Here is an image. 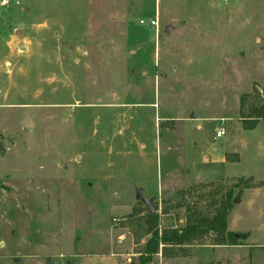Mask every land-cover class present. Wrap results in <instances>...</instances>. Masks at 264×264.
I'll return each instance as SVG.
<instances>
[{"label": "rangeland", "instance_id": "rangeland-1", "mask_svg": "<svg viewBox=\"0 0 264 264\" xmlns=\"http://www.w3.org/2000/svg\"><path fill=\"white\" fill-rule=\"evenodd\" d=\"M262 95L264 0L0 6V264H138V194L160 234L228 192L240 244L160 243L150 264H264Z\"/></svg>", "mask_w": 264, "mask_h": 264}, {"label": "trees", "instance_id": "trees-1", "mask_svg": "<svg viewBox=\"0 0 264 264\" xmlns=\"http://www.w3.org/2000/svg\"><path fill=\"white\" fill-rule=\"evenodd\" d=\"M261 103V102H260ZM250 127H254L260 118L264 117V105H252L250 107ZM213 208L212 214H203L201 210H187V218L181 228L164 230L159 234L157 229L158 216L154 211L147 212L149 226L147 234L150 237L146 241L143 250L139 253L138 264H150L153 255L158 250L160 243L180 245L182 243H189L191 240L202 237L206 234H213L214 244H228L236 245L239 238H244L248 234H238L230 231L227 228L228 216L232 206L231 195L228 192L220 198L219 201H214L210 204Z\"/></svg>", "mask_w": 264, "mask_h": 264}, {"label": "built area", "instance_id": "built-area-1", "mask_svg": "<svg viewBox=\"0 0 264 264\" xmlns=\"http://www.w3.org/2000/svg\"><path fill=\"white\" fill-rule=\"evenodd\" d=\"M17 2H18V0H0V6L8 7L9 5L15 4ZM140 23L144 24L145 21L143 19H140ZM149 24L154 28L155 31L158 30V19L156 16H155V18L150 19ZM262 104L264 105V95H262ZM224 132L225 131L222 127L218 128L215 131L214 138L222 136L224 134Z\"/></svg>", "mask_w": 264, "mask_h": 264}, {"label": "water", "instance_id": "water-1", "mask_svg": "<svg viewBox=\"0 0 264 264\" xmlns=\"http://www.w3.org/2000/svg\"><path fill=\"white\" fill-rule=\"evenodd\" d=\"M31 122L28 114H25L24 117L22 118V124L27 126ZM137 199L141 200L147 207L150 213L154 212L153 204L150 199H147L143 196H140L139 194L137 195ZM237 200H235L236 202Z\"/></svg>", "mask_w": 264, "mask_h": 264}, {"label": "crops", "instance_id": "crops-1", "mask_svg": "<svg viewBox=\"0 0 264 264\" xmlns=\"http://www.w3.org/2000/svg\"><path fill=\"white\" fill-rule=\"evenodd\" d=\"M219 118H222V117H219ZM198 128L200 127V125L199 124H197L196 125ZM218 128H220V127H217V128H215V131L218 129ZM214 134H215V132H214ZM225 134V133H224ZM223 136V135H222ZM213 138H214V136H213ZM205 157V156H204ZM204 161H206L207 160V157L206 158H204L203 159ZM210 161H212V162H214V163H224L225 162V150L223 151V153L219 156V157H214L212 160L210 159ZM260 189L261 188H264V184L261 186V187H259Z\"/></svg>", "mask_w": 264, "mask_h": 264}]
</instances>
